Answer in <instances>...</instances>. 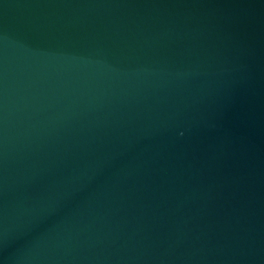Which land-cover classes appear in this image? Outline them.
I'll list each match as a JSON object with an SVG mask.
<instances>
[{
  "label": "water",
  "instance_id": "1",
  "mask_svg": "<svg viewBox=\"0 0 264 264\" xmlns=\"http://www.w3.org/2000/svg\"><path fill=\"white\" fill-rule=\"evenodd\" d=\"M0 264H264V0H0Z\"/></svg>",
  "mask_w": 264,
  "mask_h": 264
}]
</instances>
